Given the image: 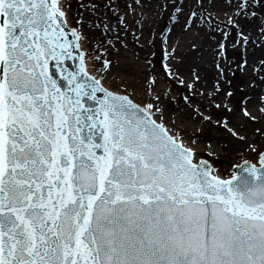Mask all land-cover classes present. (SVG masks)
Here are the masks:
<instances>
[{
    "label": "snow or ice",
    "instance_id": "6c2138e0",
    "mask_svg": "<svg viewBox=\"0 0 264 264\" xmlns=\"http://www.w3.org/2000/svg\"><path fill=\"white\" fill-rule=\"evenodd\" d=\"M167 9L183 30H220L216 92L232 71L230 35L241 71L250 47L264 49V0H0V264H264V126L249 136L224 122L257 163L222 180L197 132L165 123L155 77L143 104L102 83L122 70L130 29L139 43L146 14ZM193 76L180 80L190 91ZM250 99L241 113L256 124Z\"/></svg>",
    "mask_w": 264,
    "mask_h": 264
},
{
    "label": "bare ground",
    "instance_id": "6f19581e",
    "mask_svg": "<svg viewBox=\"0 0 264 264\" xmlns=\"http://www.w3.org/2000/svg\"><path fill=\"white\" fill-rule=\"evenodd\" d=\"M178 2H181V0H178ZM183 3L185 4V9H187L188 0H183ZM212 11L215 20L226 22V18L221 12H218V10L215 8H212ZM172 14V9H167L163 12L157 10L155 14H146V22L144 25L143 33L139 31L135 32L136 35L142 34L144 46H141L139 43L133 42L132 32L135 31V29H130L127 36V41L129 46L132 45L133 47L138 49L135 50L138 53V57H135L131 52H127L128 49H121L119 62L122 66V70L116 72V74L118 77H121V82L136 87L137 90H131L130 92H132L131 94L134 97L133 100L136 103L140 104L147 102L148 96L146 94V90L148 89L149 81L153 77H155V82L152 84L151 90L153 91V95H158L160 97L159 104H161V106L165 110V123L168 124L169 127H172L171 122L175 120L176 127L183 129V134L186 136V138L192 136L193 132H197L201 140L200 153H202L203 147L213 145V147L211 146V150H215L216 153L211 154L219 156L217 153L220 150L218 149L216 143L221 142L220 140L223 138L236 140L228 133L227 128L224 126V122H229L228 127H235L237 123V126L243 125L245 127V124L242 123V120L247 119L245 117H242L240 119V117H238L239 115L237 114V111H241V108L245 106V96L251 97V99L247 101L246 106L250 111L257 115V117L259 118V123H253L254 127H247L244 130L247 131V133H249L248 135L250 136L252 135L254 128L264 126V116H261L258 111V109L262 107V105L258 101L260 96L264 95V92H262V89H264V84L259 82L258 76L256 75V72L258 71H254L252 67V65H257L258 67V60L264 59V49H255L253 54V50L251 49V47L249 48V66L245 68L248 73L247 75V73H245L246 70L244 72L237 67V64L243 62V49L239 46L235 48L232 47V44H234L238 40V37H236L235 33L229 36L227 60L229 61L232 71L234 73L240 74L243 77V82H246L244 84L245 88L242 90L239 89V96L237 100H235V108L237 111H229L228 109L230 108L225 107L228 102L225 100V96H223L222 94L223 92L225 93L224 89H226V84L223 82L225 78L220 80L221 91L216 92V77L218 75V72H216L214 68H210L211 63L215 65L216 60L218 59L215 56V49L217 48L216 42L223 39L220 30L215 28V23L212 24V27H208L206 25H198L197 27L183 30L180 24H177L175 21L169 23V19ZM131 19L132 18L129 17L130 23ZM136 19H140L139 15L136 16ZM179 19L183 21L185 17L181 16ZM165 27H169V29H171V34L169 36L164 35L161 31V28L164 29ZM223 27L224 25L221 24V28ZM152 29L153 32L151 34L150 40L148 41L147 33L152 31ZM225 30L228 31L227 28H224V31ZM255 36L256 34L253 30L252 39H255ZM164 38L168 39V41L165 42ZM193 45H195L196 47H193ZM148 46L149 48L151 47L154 49L156 56H158V53L162 47H165L169 51H174L176 53V56L172 57L168 63V66L172 67L174 71L173 77H167L162 74V72L158 74L153 69H150L148 67V64L145 63L148 59H150L148 58ZM233 53L238 55L237 63L231 60V54ZM113 59H115V57H113ZM221 66L224 67L223 63L221 64ZM89 71L92 72L91 64H89ZM193 71L197 72L201 78L198 82H196V91H190L184 86V84L180 83V80H184L188 83L193 82L195 79V77L193 76ZM262 72L264 73V71ZM213 79L215 80L213 83V89L211 90V92L213 93V97L207 99L205 98V95L203 93L207 92V86H210V82H212ZM102 82L105 87L109 88L112 91L124 92L123 90L113 88V84L109 83L106 80ZM169 88L177 91V96L175 99H171L168 93ZM185 97H188V99L186 100ZM231 98L233 97H230V99ZM216 99L218 102L220 100V104L223 105L222 111L225 113V115L218 127L214 124L213 125L219 131L225 132V134H222L223 137L221 135L212 133L208 135L207 132H209L212 124H207L204 120H202L199 112L194 111L195 109L199 108L200 112H202L203 115L206 116V114H204V110H211L213 108L212 105H215L213 103ZM168 112H172L174 118L167 119L168 116L166 114ZM196 129L201 130L202 132L196 131ZM236 142L239 141L236 140ZM234 154L236 158H239L238 151ZM214 172H217L216 174L222 175L224 177L232 176L231 172L227 173L228 176L226 174L224 175L222 173H219L215 167Z\"/></svg>",
    "mask_w": 264,
    "mask_h": 264
},
{
    "label": "rangeland",
    "instance_id": "374dc122",
    "mask_svg": "<svg viewBox=\"0 0 264 264\" xmlns=\"http://www.w3.org/2000/svg\"><path fill=\"white\" fill-rule=\"evenodd\" d=\"M144 31V30H143ZM161 31H162V28H161ZM152 32H153V29H152V31H150V32H148L147 33V39H148V41L150 40V38H151V34H152ZM157 34H158V31H157ZM139 37V36H138ZM140 38V37H139ZM142 41V39L140 38L139 39V44H144V41L143 42H141ZM146 46V45H145ZM128 49H130V50H127V52H131L132 54H134V56L135 57H138V53L135 51V50H138V49H136V48H134V50L133 49H131V48H128ZM148 49H149V53H148V57H152V62L149 64V66L148 67H151V68H153L157 73L159 72L160 73V70H161V63H162V59H163V53H164V50H162L161 52L159 51V53H158V58H154V50H152V48L150 47L149 48V46H148ZM134 51H135V53H134ZM124 52H126V51H124ZM146 63V62H145ZM210 68L211 69H215V71L216 72H218L217 70H216V68H215V65L213 64V63H211V65H210ZM158 73V74H159ZM167 74L168 75H171V74H169L168 72H167ZM226 75H227V78H226V80H223V82L226 84V86H225V88L226 89H224L225 90V92H227V91H231L232 93H234V96H233V98L231 99V101H230V103H229V106H233L234 105V103H235V100H237V98H238V96H239V90H237L239 87L240 88H242L243 86H242V84H241V78H242V76L240 75V74H233L232 72H227L226 73ZM121 80V77L119 76H117V74H116V72H114L112 75H111V77L108 79V80H106V81H108L109 83H112L113 84V88H115V89H118V90H123L124 91V89L125 88H127V92L129 91H131V90H137L136 89V87L135 86H132V85H130V84H125V83H123V82H121L120 81ZM214 79L212 80V82H210V86H207V92H206V96H205V98H210L211 96L210 95H208L209 94V92H211V91H209V90H212L213 89V83H214ZM228 81H230V85L228 86ZM239 81V85L238 86H236L237 84V82ZM121 82V83H120ZM243 89V88H242ZM212 93V92H211ZM223 94V96H225L226 98H228L225 94H224V92L222 93ZM259 94H260V92H259ZM258 94V95H259ZM171 95H172V97H173V99H175V96H176V94H175V92H173V93H171ZM156 102H158V101H156ZM215 103H213V104H215V106L217 107V105H220L219 103H220V100H219V102L217 101V99L214 101ZM213 107V108H212ZM212 111L211 110H209V109H205L204 111V114H206V116H209L211 119L210 120H205V121H207V124H209V123H211L212 125H211V127H210V129H209V132H207L208 133V135L209 134H216V135H221L222 136V134H225V132L224 131H219L218 129H216L215 128V126L213 125L215 122L217 123V121H220V119H221V117L222 116H224L225 115V113L223 112V111H220V109H221V107H222V105H220V107L218 108V110L217 109H214V105H212ZM234 109V108H233ZM235 110H236V108H235ZM237 111V110H236ZM235 112V111H234ZM237 114L239 115L238 117H240V119L243 117L242 116V113H241V111L240 110H238L237 111ZM167 116H168V118H167V116H166V118L167 119H172V118H174V115L172 114V112H168L167 114H166ZM177 119V118H176ZM178 120V119H177ZM242 123L243 124H245V127L243 128V131L246 133V134H249V133H247V131H245L244 129L245 128H247V127H249V128H251V127H254V124L252 123L251 124V122L250 121H248V120H245V119H243L242 120ZM238 124V123H237ZM237 124L235 125V127L237 126ZM232 125V124H231ZM234 126V125H233ZM218 127V126H217ZM198 129H196V131H197ZM198 131H201V130H198ZM204 131V130H203ZM202 132V131H201ZM251 136V135H250ZM223 137V136H222ZM257 140H258V142H260L262 145H264V139H261V138H259V137H257ZM221 142H219V143H216V145H217V147H218V149L220 150L219 152H218V155H219V157H220V159H217V164H218V166L219 167H221V170L222 171H226V170H230L231 169V167H232V165L234 164V163H237L238 162V158H236V156H235V152L238 150V152H239V156H240V158L242 157V156H244V157H242V158H247V157H254L255 156V154H253L252 152H249L248 150H247V148H246V145L245 144H241V143H239V142H236V140H234V139H230V138H223V139H221L220 140ZM238 141V140H237ZM213 142V141H212ZM239 145V146H238ZM210 146H212L213 147V145H210ZM240 147V148H239ZM208 148L209 147H207V146H205V147H203L202 148V155H207V153H204V151L205 150H208ZM216 152V151H215ZM217 156V155H216ZM214 157V156H213ZM240 160V159H239Z\"/></svg>",
    "mask_w": 264,
    "mask_h": 264
}]
</instances>
